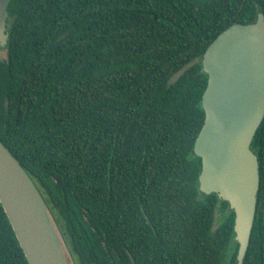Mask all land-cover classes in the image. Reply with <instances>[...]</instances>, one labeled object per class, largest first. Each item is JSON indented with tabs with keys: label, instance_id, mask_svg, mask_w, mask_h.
<instances>
[{
	"label": "trees",
	"instance_id": "1",
	"mask_svg": "<svg viewBox=\"0 0 264 264\" xmlns=\"http://www.w3.org/2000/svg\"><path fill=\"white\" fill-rule=\"evenodd\" d=\"M7 12L0 139L75 264H238L233 210L198 188L201 57L264 0H10ZM250 148L259 187L241 264H264V116ZM0 264H29L1 203Z\"/></svg>",
	"mask_w": 264,
	"mask_h": 264
},
{
	"label": "water",
	"instance_id": "2",
	"mask_svg": "<svg viewBox=\"0 0 264 264\" xmlns=\"http://www.w3.org/2000/svg\"><path fill=\"white\" fill-rule=\"evenodd\" d=\"M9 2L0 0V47L8 39ZM201 66L207 83L201 96L204 120L193 144L201 158L198 188L216 193L233 210L241 264L259 187L250 143L264 116V14L218 33L204 50ZM0 203L29 264H75L43 194L1 139Z\"/></svg>",
	"mask_w": 264,
	"mask_h": 264
},
{
	"label": "rangeland",
	"instance_id": "3",
	"mask_svg": "<svg viewBox=\"0 0 264 264\" xmlns=\"http://www.w3.org/2000/svg\"><path fill=\"white\" fill-rule=\"evenodd\" d=\"M5 56H6V50L0 48V57H5ZM178 74H179V73H177V74L175 75V77H176ZM175 77H174V78H175ZM220 211H221V210H219V209L216 210V217L220 214ZM217 221H218V220L216 219L215 224L217 223Z\"/></svg>",
	"mask_w": 264,
	"mask_h": 264
}]
</instances>
